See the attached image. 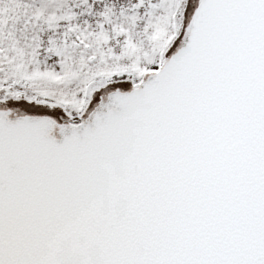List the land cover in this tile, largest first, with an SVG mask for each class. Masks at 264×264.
<instances>
[{"label":"snow or ice","instance_id":"snow-or-ice-1","mask_svg":"<svg viewBox=\"0 0 264 264\" xmlns=\"http://www.w3.org/2000/svg\"><path fill=\"white\" fill-rule=\"evenodd\" d=\"M0 264H264V0H0Z\"/></svg>","mask_w":264,"mask_h":264}]
</instances>
